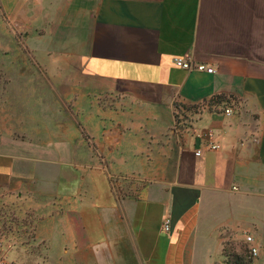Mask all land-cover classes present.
<instances>
[{"label": "crops", "instance_id": "0c3cea01", "mask_svg": "<svg viewBox=\"0 0 264 264\" xmlns=\"http://www.w3.org/2000/svg\"><path fill=\"white\" fill-rule=\"evenodd\" d=\"M0 259L264 264V0H0Z\"/></svg>", "mask_w": 264, "mask_h": 264}, {"label": "built area", "instance_id": "2783aa9c", "mask_svg": "<svg viewBox=\"0 0 264 264\" xmlns=\"http://www.w3.org/2000/svg\"><path fill=\"white\" fill-rule=\"evenodd\" d=\"M174 64L175 66L185 70V71H188V72H192V71H195V72H199V73H206V74H214L215 73V69L211 66H205V65H202V64H196V63H193L191 60L189 59H183V58H175L174 59ZM231 110L230 109H227L224 111V113L226 115H230L231 114ZM209 136V135H208ZM209 148L211 150H218L220 147L219 145H216V144H213V143H210L209 144ZM201 155V151L200 150H196L195 151V156L196 157H199ZM235 189V188H233ZM171 220L169 218L165 219L164 222H163V231L168 233L170 232L171 230ZM246 241L247 242H251L252 241V238L251 237H247L246 238ZM251 255L252 256H256L257 255V249L253 248L251 249ZM0 264H12L4 259H0Z\"/></svg>", "mask_w": 264, "mask_h": 264}]
</instances>
